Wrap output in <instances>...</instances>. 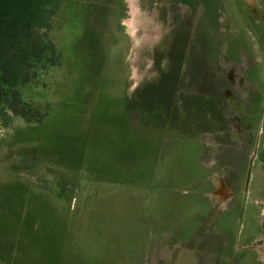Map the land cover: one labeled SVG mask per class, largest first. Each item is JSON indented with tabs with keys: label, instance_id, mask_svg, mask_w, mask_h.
Masks as SVG:
<instances>
[{
	"label": "rangeland",
	"instance_id": "rangeland-1",
	"mask_svg": "<svg viewBox=\"0 0 264 264\" xmlns=\"http://www.w3.org/2000/svg\"><path fill=\"white\" fill-rule=\"evenodd\" d=\"M246 1L264 14V0ZM201 8L197 0H62L48 32L62 64L24 87L27 99L51 104L50 115L0 123V214L8 213L0 264H179L196 245L201 228L183 231L186 210L204 199L196 137L177 133L194 132L201 114L191 106L205 97L191 95ZM228 44L222 39L215 59L239 96L249 85L247 54L234 61ZM188 55L193 73L183 71ZM229 122L242 124L233 113Z\"/></svg>",
	"mask_w": 264,
	"mask_h": 264
},
{
	"label": "crops",
	"instance_id": "crops-1",
	"mask_svg": "<svg viewBox=\"0 0 264 264\" xmlns=\"http://www.w3.org/2000/svg\"><path fill=\"white\" fill-rule=\"evenodd\" d=\"M197 1L202 6L198 29L203 50L198 54L197 91L191 95L205 97L191 106L201 114L194 132L186 129L188 133L177 135L196 137L197 192L204 199L185 212L183 231L192 227L201 232L179 264H264V14L246 0ZM222 24L226 33L219 30ZM222 39L229 41L234 61L247 54L249 85L239 96L227 69L216 63ZM184 62L183 71L193 73L189 55ZM182 109L186 111L183 97ZM232 113L242 122L233 128Z\"/></svg>",
	"mask_w": 264,
	"mask_h": 264
},
{
	"label": "trees",
	"instance_id": "trees-1",
	"mask_svg": "<svg viewBox=\"0 0 264 264\" xmlns=\"http://www.w3.org/2000/svg\"><path fill=\"white\" fill-rule=\"evenodd\" d=\"M61 3L62 0H0V123L3 127L13 125L17 117L37 124L50 115L51 104L27 99L24 87L50 67L62 64V53L48 33ZM168 159L170 163L164 165L168 169L167 178L173 160ZM7 214L1 211L0 219ZM7 217L8 222L11 217Z\"/></svg>",
	"mask_w": 264,
	"mask_h": 264
},
{
	"label": "flooded vegetation",
	"instance_id": "flooded-vegetation-1",
	"mask_svg": "<svg viewBox=\"0 0 264 264\" xmlns=\"http://www.w3.org/2000/svg\"><path fill=\"white\" fill-rule=\"evenodd\" d=\"M248 80V79H247ZM249 82V81H248Z\"/></svg>",
	"mask_w": 264,
	"mask_h": 264
}]
</instances>
